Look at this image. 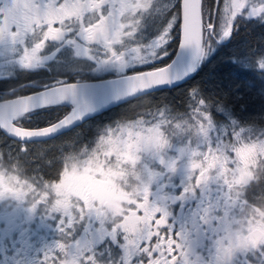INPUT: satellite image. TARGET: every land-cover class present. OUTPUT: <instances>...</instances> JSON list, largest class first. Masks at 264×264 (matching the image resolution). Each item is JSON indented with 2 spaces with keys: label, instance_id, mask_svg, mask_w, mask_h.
Segmentation results:
<instances>
[{
  "label": "snow or ice",
  "instance_id": "6c2138e0",
  "mask_svg": "<svg viewBox=\"0 0 264 264\" xmlns=\"http://www.w3.org/2000/svg\"><path fill=\"white\" fill-rule=\"evenodd\" d=\"M153 16L166 23L145 41ZM241 17L264 23V0H0V57L36 71L52 58L46 49L66 52L59 75L0 98V134L15 145L0 147V264L264 261V129L233 120L220 131L211 109L222 106L199 87L182 111L148 98L194 74ZM174 42L185 59L178 69L159 64ZM255 67L264 72V56ZM105 72L118 77L113 98L133 101L131 115L92 143H44L96 111L95 85L67 74ZM36 108L53 114L43 126L25 123ZM181 165L179 191L166 194ZM41 211L56 239L32 252L25 225Z\"/></svg>",
  "mask_w": 264,
  "mask_h": 264
},
{
  "label": "trees",
  "instance_id": "16d2710c",
  "mask_svg": "<svg viewBox=\"0 0 264 264\" xmlns=\"http://www.w3.org/2000/svg\"><path fill=\"white\" fill-rule=\"evenodd\" d=\"M256 35L261 36V38L257 37V41H255ZM242 38H244V41ZM234 41L235 44L239 45L242 44V42L247 41L249 44H251V47H249V50H245L244 47V53L242 55H237L236 53L234 54L228 50H226V52H219L207 62L201 64L197 71L189 79L174 87L151 92L148 98L154 105H172L176 109L182 111L185 106L184 102L187 97L188 90L194 87H199L205 97H207L210 101H215L217 104L222 106L221 111H217L215 106H213L211 112H213L216 116L225 117V119H227V125H232V121L235 120V101H237L239 105L248 108L251 103L250 101L253 99H250L249 94L245 95L244 97H238L235 94V89L237 87V85H235V75H245V79L250 80L253 84H255V89H264V87H259L256 82L257 78L264 80V72L255 67L256 59L264 56V23L258 20L247 19V21L243 23L242 28L235 30L228 43L221 44L218 49H224L226 46L231 45ZM177 46L178 44L174 42L172 46L169 47L170 55L163 61H160V65L170 61L176 51ZM110 76L111 75L106 77ZM42 77L43 76H37L35 80H49L53 76L50 75L47 77ZM253 77L254 80L252 79ZM97 78H100V75H91L88 79ZM29 79L31 80V78ZM7 83L9 84V82ZM133 111V101L130 100L86 122V124H93L98 128L97 134L94 136V141L108 124V116L114 117L112 121L115 122L119 120L122 115H131ZM250 114L247 112L240 113V115L244 117H249ZM52 115L53 114L47 109H36L29 113L30 119L25 121V123L43 126L47 120L52 118ZM79 129L81 130V137L83 136L87 138V136L84 134L87 132L86 125L79 127ZM0 138H2L4 141L3 144H0V147H11L9 141L12 140L9 137H3L2 134H0Z\"/></svg>",
  "mask_w": 264,
  "mask_h": 264
},
{
  "label": "flooded vegetation",
  "instance_id": "af4514ba",
  "mask_svg": "<svg viewBox=\"0 0 264 264\" xmlns=\"http://www.w3.org/2000/svg\"><path fill=\"white\" fill-rule=\"evenodd\" d=\"M250 45L251 44H249V42L247 41L242 42V44L240 45L235 44V48H236L235 53L237 55H242L244 52H242L241 49L245 47V50H249L250 49L249 47H251ZM48 50H54V49L49 48ZM56 60L58 59H53V61H49L46 67L41 68L36 71H27L21 68L16 63H13L12 66L5 67L6 70L3 72L4 76L0 77V98H3L5 95L8 94L9 88L11 86L18 85V84H25L28 81L35 80L37 76L47 77V76L52 75L54 77L56 75H59L60 73L56 71V67L58 64V62H55ZM109 75H111L110 77H114L116 74L111 73V72L103 73V75H100V78H107L106 76H109ZM89 76L91 75H85L82 78H80V77H73L71 74H67V78L70 81H75V79H80L81 81L94 80V79H88ZM29 78H31V80ZM100 78H97V79H100ZM252 79L254 80V77ZM7 82H9V84ZM256 82L259 87L261 88L264 87V80L257 78ZM235 85H237L235 89V94L238 97H244L245 95L249 94L250 99L253 98L250 101L251 103H250V106H248V108H245L244 106L239 105V103L235 101V121L238 122V125L240 127H244V128L254 127V128L264 129V89L262 90L255 89V84H253L252 81L245 79V75H240V74L235 75ZM242 112L243 113L247 112L248 114L250 113L251 114L249 115V117H246V116L244 117L240 115V113ZM106 115H109V114H106ZM108 118H109V121L106 126H110L114 123L112 121L114 117L108 116ZM84 125H87L86 122L74 128L73 130H70L69 132H66L53 139L44 141V143L57 141L58 139L71 135L77 129L79 130V127L84 126ZM97 129L98 128L95 125L88 124L87 129H86L87 132L84 133L85 136H87V138L83 136L81 138L79 137L77 142L78 143L94 142V136L97 134ZM9 144H11V147H14L13 140L9 141ZM182 146H183V140L181 138H177L173 142V147L175 148L182 147ZM172 151L175 152L174 150ZM179 177L184 178V172H178L176 174V176L173 178V183L169 185V189L166 192V194H171V193L179 191V182L183 180V178L181 180L178 179ZM42 214H43L42 211L38 212L35 218L25 225V229H26L25 242L27 243L28 248L32 252H39L40 249H42L43 247L47 245L52 244L56 239L55 230L52 227L51 223L46 222V221L45 222L41 221ZM258 264H264V261H259Z\"/></svg>",
  "mask_w": 264,
  "mask_h": 264
},
{
  "label": "rangeland",
  "instance_id": "374dc122",
  "mask_svg": "<svg viewBox=\"0 0 264 264\" xmlns=\"http://www.w3.org/2000/svg\"><path fill=\"white\" fill-rule=\"evenodd\" d=\"M172 2L175 3V0H172ZM158 3L162 4L163 0H158ZM246 21H247V19H245L243 17L238 18V22H237L238 23V27H237V29L242 28L243 23L246 22ZM165 23H166V18H161L160 16H153V17L146 18L144 28L141 31V38L143 40H145V41H149L151 39H154L155 36L159 33V31L163 28ZM257 37L261 38V36L256 35V37H255L256 40L255 41H257ZM242 39L244 41V38H242ZM235 49L236 48H235V41H234L231 45L226 46L224 49H218L217 48L216 51L212 54V56L210 58H212L213 56H215L219 52H222V51L226 52V50L231 51V52H233L235 54ZM45 51H46V53H50L51 57H52L51 59H49L47 61V63L49 61H53V59H58V60L55 61V62H58L62 57H64L66 55V52L64 50L56 51L55 49L54 50L46 49ZM241 51L244 52V49H241ZM13 63H15V62H14V60L11 57H0V77L4 76L3 72L6 70L5 67L12 66ZM17 65H19V64H17ZM105 73H108V72H105ZM111 73H113V72H111ZM211 114H212L213 120H214L217 128L220 131H224V130L229 129V128L232 127V125H230V124L227 125V122H226L227 119H225V117L216 116L213 112H211ZM87 126H88V124L86 125V127ZM79 137H81V130L77 129L71 135L65 136L64 138L58 139L57 141H53L52 143H59V142L64 141V140H76L77 141ZM83 143H85V142H83ZM179 148L180 147H176V148L173 147L172 150H174L176 152V151H178ZM179 172H183V165H181V170ZM182 178L183 177H179L178 179L181 180Z\"/></svg>",
  "mask_w": 264,
  "mask_h": 264
},
{
  "label": "water",
  "instance_id": "95a60500",
  "mask_svg": "<svg viewBox=\"0 0 264 264\" xmlns=\"http://www.w3.org/2000/svg\"><path fill=\"white\" fill-rule=\"evenodd\" d=\"M228 41L225 42L224 44L228 43ZM173 61H176L175 68H177V69L180 68L185 62L184 57L180 53L179 45L177 46L174 55L172 56V58L170 59V61L168 63L170 64ZM192 75L184 78L178 84H174L171 87L179 85L183 81L189 79ZM117 79H118V77L114 76V77H107V78L81 81V83L86 84V85H95V88L93 89L94 95L91 97V99L96 104V111L94 113H90L82 121L75 123L70 128L61 130L59 133H57L54 137H51L50 139H53L57 136H60L64 133H66V132H69L70 130H73L74 128L80 126L81 124L88 122L90 119H92V118H94V117H96V116H98V115H100V114H102V113H104L110 109H113L118 105H121L127 101H130V100H125V99H114L113 98V95H114L113 94V86L109 82L117 80ZM168 88H170V87L160 86L158 88L153 89L151 92L160 91V90L168 89ZM36 109H39V108H36ZM9 138L13 140V138H11V137H9Z\"/></svg>",
  "mask_w": 264,
  "mask_h": 264
}]
</instances>
